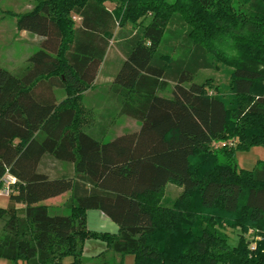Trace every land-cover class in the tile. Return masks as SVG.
<instances>
[{
    "label": "trees",
    "instance_id": "16d2710c",
    "mask_svg": "<svg viewBox=\"0 0 264 264\" xmlns=\"http://www.w3.org/2000/svg\"><path fill=\"white\" fill-rule=\"evenodd\" d=\"M35 3L10 15L43 38L40 50L21 71L0 67V179L16 177L10 199L26 207L8 218L0 208V258L85 264L94 239L120 264L128 255L135 264H264V162L249 172L236 160L264 148V0ZM117 29L129 34L113 81L120 101L103 118L114 126L128 116L141 128L106 142V125L98 136L86 129L85 96ZM216 64L232 69L229 85L196 82ZM171 83L172 97L161 96ZM46 156L73 164L76 176L42 173ZM169 184L183 189L172 201ZM67 193L65 214L43 204ZM89 210L106 213L119 234L91 231ZM228 230L239 231L237 245Z\"/></svg>",
    "mask_w": 264,
    "mask_h": 264
},
{
    "label": "rangeland",
    "instance_id": "374dc122",
    "mask_svg": "<svg viewBox=\"0 0 264 264\" xmlns=\"http://www.w3.org/2000/svg\"><path fill=\"white\" fill-rule=\"evenodd\" d=\"M35 0H1L0 3V67L10 72L21 71L28 64V60L33 54L41 48L43 39L34 34H25L18 30L16 25V18L12 14H21L35 6ZM110 9L115 8V4L112 2L107 3ZM79 24V20H76ZM150 21V20H149ZM146 21V24L149 22ZM178 25H173L171 28L176 29ZM128 33H123L120 29L116 30V38L111 40L110 46L107 52V56L100 70V75L97 81L94 83L92 91L86 93L85 105L91 110L90 120L91 122L86 127L87 130H91L94 135H100L104 128L106 139H111L120 134L132 133L139 130L141 123L128 116H122L116 124L110 125V119H105L103 116H107L111 111L113 105L119 104V97L116 96L113 90V81L118 71L120 70L125 58H126V46L125 37ZM232 75V69L222 65L216 64L215 67L210 69L200 70L196 82L203 84L208 80H211L214 87L227 86L230 83ZM174 84L171 83L166 92L159 93L161 96L171 98ZM56 98L62 100L66 97L64 89H55ZM109 124V125H108ZM106 125V126H104ZM239 169L248 170L249 172L254 170L257 165L264 162V148L257 146L251 148L249 151H240L237 153V159ZM53 158L48 157L43 163V169H49L50 165L55 164ZM49 167V168H48ZM50 170V169H49ZM167 196V195H166ZM70 194H64L60 198L55 200L45 201L43 204L52 206L55 213L63 210L66 213V206L70 203ZM171 201V200H170ZM0 208H4L7 211L5 218L10 217L12 214H17L19 217L25 215L26 207H22L21 204L17 205L12 203L10 197L0 198ZM61 213V212H60ZM4 221H0V228L3 226ZM230 237V244L232 246L237 245L239 241V231L228 230ZM249 241L253 240V237L248 235ZM252 242V241H251ZM112 255H117L111 251V258L102 260L99 264H120L122 258H116L113 261ZM129 258L134 257L128 255ZM127 256L124 258V264L129 263ZM135 261V260H134ZM23 264V261H20ZM86 264V263H85ZM135 264V262H134Z\"/></svg>",
    "mask_w": 264,
    "mask_h": 264
},
{
    "label": "crops",
    "instance_id": "0c3cea01",
    "mask_svg": "<svg viewBox=\"0 0 264 264\" xmlns=\"http://www.w3.org/2000/svg\"><path fill=\"white\" fill-rule=\"evenodd\" d=\"M31 9H33V8H31ZM30 10H27V11H30ZM27 11H25V12H27ZM79 22H80V20H79ZM21 32H23L25 34L29 33L27 31H21ZM29 34H32V33H29ZM35 36H38V35H35ZM41 38L42 37H40V39ZM101 68H102V66H101ZM101 68H99V69L101 70ZM99 75H100V71H99ZM99 75H98L97 79L99 78ZM89 91H92V90H89ZM140 128H141V126H140ZM140 128H139V130H140ZM139 130L134 131V132H138ZM134 132H132V133H134ZM122 135H124V134L117 135L114 138L111 137V139H106V142L112 141L115 138L120 137ZM48 157L53 158L56 162V163L54 162L55 164L50 165L49 166L50 168L48 167L50 170L49 169H43V163ZM72 165L73 164H69V163L60 161V160L54 158L53 156H46L40 164V171L42 173L50 175L51 177H57V178L62 177V176L74 177V176H76V173H75L74 166H72ZM182 191H183V189L177 187L176 185L169 184L167 186V189H166V195H167L166 197H167L168 201L169 200L172 201L175 198H177L182 193ZM67 194H70V196L72 197V193H67ZM58 198H60V196L53 198V199H50V200H55ZM47 201H49V200H47ZM13 202L14 201H12V203ZM14 203H16V202H14ZM21 206L25 207L22 204H21ZM141 218H142L141 220L143 221V223H148L149 220L147 219V217L145 215H142ZM87 222H88V228L94 232L111 233V234L117 235V234H119V231H120L119 225L117 223H115V221H113V219H111L106 213H104L101 210H89L87 212ZM131 256H133V255H131ZM108 258H111V250L108 249V246L105 242L100 241V240H94V239L87 240V242L85 244V250H84V259H85L86 264H99L102 260H105ZM112 258H113V261H116V258H119V256L118 255H112ZM127 258H129V256H127ZM134 259H135V257H134ZM129 260L130 261L128 264H134L135 261L133 260L132 257H130ZM0 264H16V263L9 261V260H6V259H3V258H0ZM18 264H21V262ZM23 264H27V263L24 262Z\"/></svg>",
    "mask_w": 264,
    "mask_h": 264
},
{
    "label": "built area",
    "instance_id": "2783aa9c",
    "mask_svg": "<svg viewBox=\"0 0 264 264\" xmlns=\"http://www.w3.org/2000/svg\"><path fill=\"white\" fill-rule=\"evenodd\" d=\"M16 177L7 173L3 178L0 179V198L1 197H10L13 192V186L17 183ZM250 236L253 237L252 242H250V246L253 250L256 249V242L260 240V237L256 236L253 231L249 233Z\"/></svg>",
    "mask_w": 264,
    "mask_h": 264
}]
</instances>
